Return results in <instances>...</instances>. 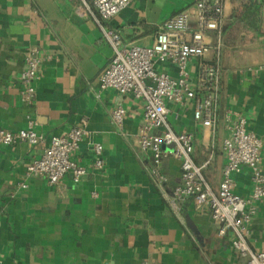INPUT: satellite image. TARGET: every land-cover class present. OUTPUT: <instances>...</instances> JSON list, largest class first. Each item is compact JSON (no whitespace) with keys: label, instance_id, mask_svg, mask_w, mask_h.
<instances>
[{"label":"crops","instance_id":"1","mask_svg":"<svg viewBox=\"0 0 264 264\" xmlns=\"http://www.w3.org/2000/svg\"><path fill=\"white\" fill-rule=\"evenodd\" d=\"M195 1L131 0L111 25L124 44L151 46L161 25ZM75 5L73 0H0V129L17 133L33 121L47 144L86 120V135L73 159L87 168L79 184L66 176L67 189L53 187L45 178L25 174L42 146L0 145V264H242L229 236L218 234L220 226L208 208L191 198L171 206L173 189L181 182L179 160L169 156L162 162L167 184L151 180L152 157L138 145L143 103L99 89L113 52L95 20L78 17ZM232 9L222 32L215 128L205 130L194 122L190 107L169 105L170 122L194 133V161L209 160L204 173L214 188L226 163L225 115L244 117L248 131L264 138V35L241 25ZM30 46L41 50L43 62L35 102L25 106L20 77ZM214 58L212 48L206 59ZM196 65L189 66L192 75ZM157 70L176 76L169 64ZM118 104L126 110L122 127L111 118ZM95 143L104 149L101 170L93 168ZM260 167L264 172V143ZM233 178L236 194L249 197L251 168L244 166ZM249 242L254 251L264 252V201L250 224Z\"/></svg>","mask_w":264,"mask_h":264},{"label":"built area","instance_id":"2","mask_svg":"<svg viewBox=\"0 0 264 264\" xmlns=\"http://www.w3.org/2000/svg\"><path fill=\"white\" fill-rule=\"evenodd\" d=\"M75 14L92 17L110 45L113 56L99 76L100 90H114L120 96H131L143 103L142 121L138 128V145L153 160L150 177L157 186H164L168 178L161 172L162 162L169 156L181 163V182L174 187L171 206L193 199L198 206L208 208L213 222L219 224L218 234L228 235L231 249L242 264H264V252L254 251L249 242L250 224L257 214L258 203L264 201V172L261 170L264 138L248 131L246 119L228 113L224 117L228 132L223 140L226 163L222 181L214 188L204 170L209 160L198 165L193 158L195 136L187 128H176L170 122V104L190 107L194 122L205 130H213L219 108L220 63L223 47L222 32L228 7L236 8L237 0H196L188 9L167 19L155 35L151 46L124 44L121 33L111 25L112 19L128 8L131 0H73ZM264 6V0H251ZM213 48L215 58L206 59ZM197 61L194 75L189 66ZM43 62L38 47L30 46L24 54V69L20 77V102L31 106L35 102L36 83ZM169 64L176 76L157 70ZM113 123L122 127L126 110L118 104L111 112ZM29 122L25 131L11 133L0 129V145L12 146L26 142L42 146V154L26 167L27 177L45 178L51 186H61L66 176L79 184L87 175V168L73 159L86 135V120L65 137H52L47 144ZM172 146L171 153L165 148ZM93 168H104V149L92 146ZM244 166L252 170L253 189L249 197L235 192L233 176ZM25 187V186H24ZM142 264H148L143 262Z\"/></svg>","mask_w":264,"mask_h":264},{"label":"trees","instance_id":"3","mask_svg":"<svg viewBox=\"0 0 264 264\" xmlns=\"http://www.w3.org/2000/svg\"><path fill=\"white\" fill-rule=\"evenodd\" d=\"M237 3V21L246 29L264 35V6H259L251 0H237Z\"/></svg>","mask_w":264,"mask_h":264},{"label":"rangeland","instance_id":"4","mask_svg":"<svg viewBox=\"0 0 264 264\" xmlns=\"http://www.w3.org/2000/svg\"><path fill=\"white\" fill-rule=\"evenodd\" d=\"M237 8V7H236ZM233 11H231L232 12V15H233V17H235L236 18V16H237V13H236V11H235V9H232Z\"/></svg>","mask_w":264,"mask_h":264}]
</instances>
